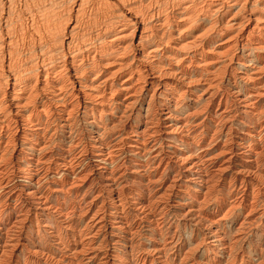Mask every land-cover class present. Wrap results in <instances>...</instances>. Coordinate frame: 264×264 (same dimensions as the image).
<instances>
[{"label": "bare ground", "instance_id": "obj_1", "mask_svg": "<svg viewBox=\"0 0 264 264\" xmlns=\"http://www.w3.org/2000/svg\"><path fill=\"white\" fill-rule=\"evenodd\" d=\"M0 264H264V0H0Z\"/></svg>", "mask_w": 264, "mask_h": 264}]
</instances>
